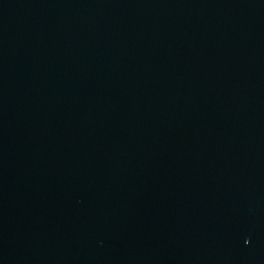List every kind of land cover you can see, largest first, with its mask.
Segmentation results:
<instances>
[{
    "label": "water",
    "instance_id": "obj_1",
    "mask_svg": "<svg viewBox=\"0 0 264 264\" xmlns=\"http://www.w3.org/2000/svg\"><path fill=\"white\" fill-rule=\"evenodd\" d=\"M0 264H264V0H0Z\"/></svg>",
    "mask_w": 264,
    "mask_h": 264
}]
</instances>
